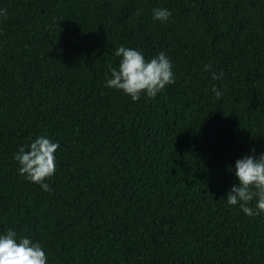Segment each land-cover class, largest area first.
<instances>
[{
	"label": "trees",
	"instance_id": "1",
	"mask_svg": "<svg viewBox=\"0 0 264 264\" xmlns=\"http://www.w3.org/2000/svg\"><path fill=\"white\" fill-rule=\"evenodd\" d=\"M0 8V232L39 241L47 264H264V214L225 203L228 165L264 151V0ZM120 45L163 51L175 82L137 101L105 87ZM37 135L59 143L50 192L12 158Z\"/></svg>",
	"mask_w": 264,
	"mask_h": 264
},
{
	"label": "clouds",
	"instance_id": "2",
	"mask_svg": "<svg viewBox=\"0 0 264 264\" xmlns=\"http://www.w3.org/2000/svg\"><path fill=\"white\" fill-rule=\"evenodd\" d=\"M171 11L166 7L152 9L153 21L168 22ZM6 16V10L0 8V17ZM119 58L117 66H108L105 74V87L114 88L137 101L143 95L145 98H155L157 94L175 82V74L171 60L161 51L151 58L133 47L120 45L115 49ZM210 65H205L209 69ZM223 70L211 73L213 80H220ZM211 92L219 97L222 89L213 84ZM59 143L47 135H37L26 146L20 145L13 153L17 162V173L29 182L36 183L43 191L50 192L48 177L56 171L55 152ZM228 170L237 178V183L231 185L226 193L225 203L228 206H238L245 216L264 214V151L256 154L243 153L234 164L228 165ZM255 201L254 206L251 202ZM48 255L39 241L26 235H19L16 230L7 228L0 232V264H47Z\"/></svg>",
	"mask_w": 264,
	"mask_h": 264
}]
</instances>
